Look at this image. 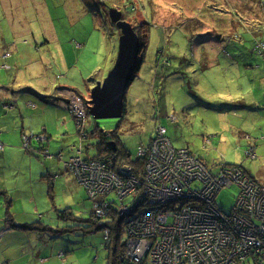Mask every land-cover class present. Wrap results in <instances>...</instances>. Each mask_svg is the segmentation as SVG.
<instances>
[{
    "label": "rangeland",
    "instance_id": "374dc122",
    "mask_svg": "<svg viewBox=\"0 0 264 264\" xmlns=\"http://www.w3.org/2000/svg\"><path fill=\"white\" fill-rule=\"evenodd\" d=\"M131 4L135 9H131ZM216 4L222 7V11H217ZM123 6L126 20L142 31L140 36L146 48L144 66L137 70L127 91L124 121L113 119L112 122L94 123L89 118V128L95 133L118 130L117 147L135 156L137 147L141 143L147 144L155 127L163 124L168 127L177 148H189L214 171H218L216 164L219 163L237 164L264 183V105L256 100L251 104L248 99L249 96L264 101V92L260 88L264 69L261 61L246 60L241 47L243 41L250 40L249 32L254 42L257 39L256 47L261 43L259 38H264V0H0V38L3 34L9 42L13 31L24 33L12 37L11 42H21L28 50L23 56L26 62L29 63V59L35 62L27 72L20 70L15 74L20 73L22 80L36 83L56 79L57 76L62 81L66 72L57 67V63L62 61V53L57 50L56 32L52 34L56 27L62 41L76 38L71 44L72 53H68L71 51L64 43L67 53L63 56H67L69 61L76 58L74 64L84 72L94 68L104 70V79L110 70L105 64L117 58L120 37V30L110 21L107 11L110 7L121 9ZM201 19H204L207 31L213 33L200 40L202 36L197 29ZM51 35L53 42L48 50V45H43V42L45 38L50 40ZM229 40H234L232 46H228ZM162 53L171 63L164 58L165 64L157 63L158 55ZM36 65L40 67L41 75L33 71ZM152 67L156 69L152 71ZM104 73L100 72L98 77L102 78ZM9 80L12 81L11 78ZM93 85L83 81L79 91L86 96L88 88L92 89ZM29 86L33 90L21 93L41 101L49 100L50 95ZM70 92H62V102L73 96ZM73 129L75 136L69 147L72 143L78 147L83 135L80 136L75 123ZM246 134L249 138L245 137ZM87 138L83 140V143L87 141L88 147L85 154L94 156L99 137L88 134ZM248 140L255 146V158L246 155ZM49 142L61 148L70 143H66L62 135L54 136ZM20 146L23 152L22 140ZM73 149V152L63 151L65 154L52 149L51 153H39L52 157L49 160L53 162L59 159L61 169L64 172L68 170L73 176L69 166L66 168V163L77 154V148ZM43 156L44 160L40 161L46 164ZM35 159L38 161L30 154L24 158L19 155L8 161V165L5 166L4 162L1 165L6 171L9 166L15 172L20 170L21 177L16 175L14 178L23 184L27 178L31 181L33 177L40 200L39 210L45 218L41 220L42 224L33 226L37 228L30 230L29 235L1 239L0 264H5V261H11V264H113L115 258L109 251L116 248L117 255H121L126 236L125 221L122 223L109 215L108 220H114L118 237L108 249L105 232L94 224L93 213L92 220L89 219L92 201L88 200L84 190H78L80 194L77 195L72 193L75 174L54 187L55 192L49 193L47 188L40 192L52 176L50 172L44 174L46 184L42 187L41 182L38 183L42 169ZM122 161L128 162L126 159ZM30 169L31 173L25 174ZM6 188L12 190L14 184L6 183ZM237 194L235 186L223 188L217 197L218 205L230 213ZM3 196L7 206L8 193ZM67 206H71L68 215L72 213V221L60 228L54 219L57 213H65ZM23 211L33 212L31 209Z\"/></svg>",
    "mask_w": 264,
    "mask_h": 264
},
{
    "label": "built area",
    "instance_id": "2783aa9c",
    "mask_svg": "<svg viewBox=\"0 0 264 264\" xmlns=\"http://www.w3.org/2000/svg\"><path fill=\"white\" fill-rule=\"evenodd\" d=\"M70 94L71 108L85 115L83 100ZM27 137L24 148L31 149ZM254 148L246 151L248 157H256ZM136 157L143 169L109 155L89 160L76 155L66 163L94 202L96 219L115 209L114 219L125 221L123 264H264V183L239 165L219 163L214 171L189 148H177L165 126L137 148ZM230 184L239 186L241 196L228 213L217 197ZM104 232L106 239L112 234L108 227Z\"/></svg>",
    "mask_w": 264,
    "mask_h": 264
},
{
    "label": "crops",
    "instance_id": "0c3cea01",
    "mask_svg": "<svg viewBox=\"0 0 264 264\" xmlns=\"http://www.w3.org/2000/svg\"><path fill=\"white\" fill-rule=\"evenodd\" d=\"M40 3L44 4L45 6L47 5L46 2ZM43 11L46 12V9L44 8ZM54 32H56L57 35V50L62 53V61L59 63L56 62L58 64L57 67L66 72L65 76H63L62 81L58 76L56 77V79L51 78L45 82L39 80L37 83L30 80H22L23 76L20 73L15 74V72H18L20 70H23V72H27L31 65H35V62L31 59H29V63L26 62L27 59L23 56L28 50L24 49L25 46L21 42L17 40L11 42V39L12 37L20 34L24 35V33H16L15 31H13L12 33H10L11 37L9 39V42L5 40L3 34L0 38V55H6L7 52L11 53V56L7 57L4 62L10 68L0 69V141L3 143V148L0 149V243L1 239L5 237L11 238L14 236L29 235L31 232L30 230L37 228L33 226L42 224L41 220L45 218V216H43V214L40 213L39 210L40 200L35 189L36 184H34L33 182V177L31 178L32 182L27 178L25 180V184H23L22 181H19V183L15 180L16 178L14 177H16V175H19L18 177L20 178L22 172L20 170L16 172L15 170H11V166L6 168L7 171L3 170L1 167L2 163L4 162V165L6 166L8 165V161H12L13 158H16L19 155L23 158L26 154L36 156L39 162L36 159L35 162L37 163V166L42 169V175L39 176L38 183L41 182L42 187H44L46 184V178L44 174L50 172V175L52 176L51 181L46 187L41 188L40 192H44L45 188H47V191L49 193H51V191L55 192L56 189L54 190V187L57 188V186L62 185L65 180H69V178L73 177L74 174L72 176V173L68 172V170L64 172L61 169V161L59 159L58 161L53 162L52 160H49L52 157H45L41 155V152H50L51 149L55 152L60 150L58 154L64 153L63 151L66 150L73 152V148L75 147L74 143H72L71 147H69V145L71 144V140L75 136L73 129L74 124L69 119L68 115H65V112L68 110L64 105H62L61 102L58 103V100H55L56 98L54 97H60L62 92L69 90L79 92V87L81 86L83 81L90 82L89 80L92 79L93 83L96 84L95 80H103V76L105 75L104 70H97V68L91 69L88 72H84L74 64V62H76V58H73L69 61L67 56L64 57L63 55L67 53L64 43H66V46L69 47V51H71L68 53H72L71 49L73 48V45L71 44H73V41L76 38H73L71 40L66 39V41H62L58 34V28L54 27L52 34ZM51 39L52 35L50 40L45 38V41L43 42V45H48V50L51 49V44L53 42L51 41ZM18 55L20 56L17 57ZM114 62L115 61L113 60L107 62L105 64L107 69L111 70V67L114 66ZM1 64H3V62H0V65ZM154 67L151 68L152 71L153 69H156ZM33 71L39 75L42 74L40 72V67L37 65L34 67ZM100 72L104 73L101 74L102 78L98 77L100 76ZM93 74L94 77H90ZM85 75H87V77ZM10 78L12 79V81L9 80ZM261 82L263 84L264 77L261 78ZM29 85H32L36 90L40 92L48 94V96L50 95L49 100L41 101L27 96V94H22L21 92L26 91L27 89L33 90V88ZM254 100H256V98H251L249 103L253 104ZM62 112L64 113L62 114ZM3 120L7 122L4 123ZM24 135L31 138L30 141L32 147L31 149H25L22 152L21 149L23 148L20 146V143L22 140L24 146ZM61 135L63 136V140H65L66 143L68 141L70 142L67 146L61 148L49 142L50 139H52L54 136L61 137ZM34 138L36 140H34ZM86 142L84 143L85 147ZM86 148L88 149V147ZM42 156L46 158V164L40 161L41 159L44 160ZM245 170L250 173L247 169ZM28 173H31V169L29 171L26 170L25 174ZM74 178L75 186L72 193L77 195L80 194L78 190L82 192V190L85 191V189L84 186L81 185L77 180L76 175L74 176ZM2 180L6 181L3 182ZM6 183L14 184V189H7ZM6 192L8 193V210H10L9 212L12 215V217L10 218H6L5 214L2 215L6 208V199L3 196V194H5ZM21 196L23 198H21ZM86 197L88 198L87 193ZM88 200L90 199L88 198ZM23 209H31L33 212L30 213L25 211V213ZM67 209H71V206H67V208L64 210ZM31 214L33 215V217H30ZM34 215H36L37 218H34ZM91 215L92 210L88 211L90 220ZM72 216V213L70 215L63 214V212L62 214L57 213V218L54 219V222H56L55 225H59L60 228H62L64 225L68 226L69 222L72 221ZM18 217L23 218L24 221H20ZM11 218H13V221H11L10 223L9 220ZM75 218L80 219L79 217ZM6 219H8V221ZM84 220L82 221L84 222ZM4 263L11 264V261H5Z\"/></svg>",
    "mask_w": 264,
    "mask_h": 264
},
{
    "label": "trees",
    "instance_id": "16d2710c",
    "mask_svg": "<svg viewBox=\"0 0 264 264\" xmlns=\"http://www.w3.org/2000/svg\"><path fill=\"white\" fill-rule=\"evenodd\" d=\"M134 3H135V1H133ZM132 5V7H131V9H135L134 7H133V4H131ZM124 7L125 6H123L121 9L122 10H125L124 9ZM214 7H216L217 8V11L218 10H221L222 11V7L221 6H219L218 4H216ZM127 9V8H126ZM107 10V9H106ZM237 10V9H236ZM108 12V11H107ZM222 14V13H221ZM125 18V17H124ZM126 19V18H125ZM149 25H150V23H148ZM187 24H190V21H187ZM151 26V25H150ZM134 27H135V30H136V32L138 33V35L140 36L141 35V33L140 32H142L141 30H139V28L136 26V25H134ZM148 30H149V28H148ZM197 31L199 32L198 34L200 35V36H202V37H200V40L202 39V38H205V37H210V35L213 33L212 31H210V32H208L207 31V29L205 28V24H204V19H201V21L199 22V24H198V29H197ZM221 34V33H220ZM242 34V33H241ZM251 33L249 32L248 33V35L250 36V40H248V38H247V40H245V41H243V45L241 46L242 47V49H243V56L245 57V59L247 60V59H250V61H252V60H257V61H261L262 63H261V65L263 66L262 68L264 69V38L262 37V38H259V39H261V40H259V41H261V43L258 45V47H256V41H257V39L255 38V42H254V37L253 36H251L250 35ZM223 35V34H222ZM244 37V36H243ZM140 38H141V36H140ZM246 39V38H245ZM143 40V39H142ZM141 40V44H142V49H141V53L143 54V55H141L140 54V56H139V68H140V66L145 62V51H146V48H145V44L143 43L144 41H142ZM237 40V39H236ZM233 41L234 40H229V44H228V46H232L233 45ZM222 43L223 42H225V41H221ZM235 48H237V47H235ZM247 49L246 51H244L245 49ZM227 55L229 54V52L227 51V52H225ZM2 55H0V57H1ZM10 56H11V53H10ZM9 56V57H10ZM246 57H249V58H246ZM168 59V57H166V56H164V54L162 53V54H159L158 55V58H157V63L158 64H162V63H164L165 64V62H164V59ZM5 60H6V58H0V62H5ZM113 61H115V60H113ZM167 63H171V60L170 59H168L167 61H166ZM115 63V62H114ZM4 64H6V63H4ZM7 65V64H6ZM261 65H259V66H261ZM10 67L7 65V67L5 68V69H9ZM112 68V67H111ZM139 70V69H138ZM169 72V71H168ZM107 76V75H106ZM91 83H93V81H92V79H90L89 80ZM95 82H96V80H95ZM94 85H93V87L95 86V83H93ZM92 87V88H93ZM260 88L263 90V92H264V82H263V84H262V82H261V80H260ZM70 91H72V92H74L78 97H80L82 100H83V102L85 103L84 105H85V110L87 111L86 113H85V115H83V116H78L77 115V113L71 108V105L69 104V99H63V101L64 102H62L61 100H62V97L60 96V97H54V98H56L55 100H58V103L59 102H61L62 103V105H64L65 106V108L68 110V111H66L65 112V115H68V117H69V119L71 118L72 119V122H73V124L75 123V125H76V127H77V129L79 130V133H80V136L82 135L81 134V130H80V128L83 130V132H84V136H83V138H81L80 139V144H79V146L77 147L76 145H75V147L74 148H77V156L78 155H80L82 158H84V159H87V160H89V159H99V158H102V157H104V155L105 156H108L109 155V157L110 156H114V158L115 159H119V160H123V159H126L128 162H130V163H133L136 167H138V168H140V169H143L144 168V165H143V162L142 161H140L139 159H137L138 157H136V155L134 156L132 153H130V152H128L127 150H122V149H120V148H118L116 151H113V149H112V147H111V145H110V142H113V141H118L119 140V137H118V130H114V131H104V130H101V132L100 133H97V131H96V133L92 130V129H90L89 128V125H88V123L90 122L89 121V118H92V120H94L93 122L94 123H97L98 121H104V120H106V122H112V121H114L113 119H101V120H96V119H94V117L93 116H91L90 115V110H89V100L91 99L90 98V93H91V89H89L88 88V92H87V95L85 96L82 92H77V91H73V90H70ZM248 99L249 100H251V97H249L248 96ZM126 101H127V94H126V99H125ZM256 101H257V103H260V104H263L264 105V101H262V100H259V99H257L256 98ZM260 109H262V108H260ZM64 112H62V114H63ZM125 114H126V104H125ZM125 116V115H124ZM124 119H125V117L124 118H122V119H115V120H118V121H116V122H120V120H121V122H123L124 121ZM80 122H82L83 124H82V126L80 127V125H79V123ZM158 126H165V127H167L166 125H163V124H159V125H157L156 127H155V129H154V131H153V133L155 132V130H156V128L158 127ZM97 127H99V124H97ZM168 128V127H167ZM88 134H92V137H96V136H98L99 137V141L97 142V146H96V151H97V153L94 155V156H90L89 154H85V151L87 152V150L88 149H86L85 148V146H84V143H83V140H87L88 138H87V136H88ZM245 137H248L249 138V135H245ZM149 143V142H148ZM82 144V145H81ZM141 144H143V143H141ZM140 144V145H141ZM145 144V143H144ZM139 145V146H140ZM138 146V147H139ZM31 147H32V144H31ZM137 147V148H138ZM250 147H255L253 144H252V142L251 141H249L248 140V149L250 148ZM81 148V149H80ZM247 149V150H248ZM246 150V151H247ZM81 152V153H80ZM138 160V161H137ZM225 165H237V164H226L225 163ZM239 167H241V168H243L244 170H245V168L243 167V166H241V165H239ZM137 168V170H139ZM246 171V170H245ZM247 172V171H246ZM248 173V172H247ZM248 175H249V177L250 178H252V179H255L256 181H259L255 176H253L251 173H248ZM260 182V181H259ZM232 186H235L237 189H238V194L236 195V197H235V201H234V204H233V206H232V208H231V210H230V213L233 211V210H235L236 209V206H237V203H238V201H239V199H240V196H241V189L239 188V186L237 185V184H230V185H227V186H224L223 188H227V187H232ZM222 188V189H223ZM85 189V188H84ZM221 189V190H222ZM220 190V191H221ZM85 191H86V189H85ZM220 191H219V193H220ZM86 193H87V191H86ZM87 195H88V193H87ZM116 196V195H115ZM115 196L114 195H111V197L112 198H115ZM88 198L91 200V198L89 197V195H88ZM92 201V200H91ZM92 203H93V208H92V213H93V217H94V224L98 227V230H104L105 231V229H106V227H108V228H111V232H112V234H111V236L108 238V239H106V238H104L105 239V241H106V245H107V247H108V249H110V244L113 242H116V240H115V238L116 237H118V235H117V233H116V227H115V225H114V220L113 221H109L108 220V218H105L106 219V221H104L105 219H96L95 218V213H94V202L92 201ZM9 205L7 204V206H6V208H5V210H4V212H3V214L2 215H4L5 214V217L6 218H10V217H12V215H11V213L9 212L10 210H8L9 208ZM115 209H113L112 211H110L109 212V215H110V217H112V218H115V216H116V212H113ZM68 213H70V210L69 209H67V211H65V213H63V214H68ZM243 213H247L246 211H243ZM109 217V216H108ZM13 218H11L10 220H9V222L11 223V221H13L12 220ZM116 219H118V218H116ZM7 221H8V219H6ZM92 220V219H91ZM16 226H20V225H16ZM110 251H112L111 249H110ZM109 251V254L112 256V254L114 255V258H115V260H114V263L113 264H123L124 263V261H125V254H124V252H125V245H124V242H123V245L121 246V255L119 256V255H117V254H119V253H116L117 252V249L115 248V251H112V252H110Z\"/></svg>",
    "mask_w": 264,
    "mask_h": 264
},
{
    "label": "water",
    "instance_id": "95a60500",
    "mask_svg": "<svg viewBox=\"0 0 264 264\" xmlns=\"http://www.w3.org/2000/svg\"><path fill=\"white\" fill-rule=\"evenodd\" d=\"M110 21L120 30L119 50L114 66L107 76L91 89L90 115L96 120L122 119L125 115L127 91L139 69L142 49L140 36L117 7L108 9ZM113 151L118 149L115 141L110 142Z\"/></svg>",
    "mask_w": 264,
    "mask_h": 264
},
{
    "label": "flooded vegetation",
    "instance_id": "af4514ba",
    "mask_svg": "<svg viewBox=\"0 0 264 264\" xmlns=\"http://www.w3.org/2000/svg\"><path fill=\"white\" fill-rule=\"evenodd\" d=\"M122 12H123V10L122 9H120ZM124 14V13H123ZM255 149V148H254Z\"/></svg>",
    "mask_w": 264,
    "mask_h": 264
}]
</instances>
